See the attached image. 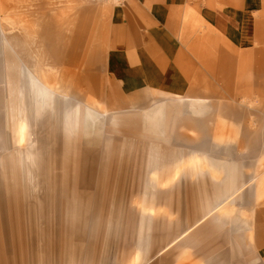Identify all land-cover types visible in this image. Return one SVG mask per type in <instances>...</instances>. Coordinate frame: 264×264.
<instances>
[{"label":"rangeland","instance_id":"1","mask_svg":"<svg viewBox=\"0 0 264 264\" xmlns=\"http://www.w3.org/2000/svg\"><path fill=\"white\" fill-rule=\"evenodd\" d=\"M8 1L14 9L0 15V264H222L204 259L193 239L208 232L231 241L228 249L260 258L264 89L209 84L204 74L201 92L129 96L105 67L111 29L126 0ZM32 48L43 57L39 69L30 65ZM61 83L77 90L74 99L53 94ZM180 97L219 109L176 118L173 111L184 107ZM88 108L104 124L93 125ZM122 118L156 127L148 149L138 142L120 147L123 133L132 131ZM190 118H209L207 129L185 124ZM249 131L261 139L256 150L241 144ZM236 170L252 179L245 190L159 252L220 201L211 197L194 212L191 189L202 184L214 196Z\"/></svg>","mask_w":264,"mask_h":264},{"label":"crops","instance_id":"2","mask_svg":"<svg viewBox=\"0 0 264 264\" xmlns=\"http://www.w3.org/2000/svg\"><path fill=\"white\" fill-rule=\"evenodd\" d=\"M2 7L6 8L0 13L1 16L9 15L15 5L3 0ZM8 22H5V27H11ZM27 53L35 60V64L30 65L34 69L41 68L43 57L36 55L33 48ZM56 61L59 58L53 53V78L58 74L55 71ZM105 67L114 84L129 96L153 92H201L207 90L201 82L204 74L209 75V84L215 81L222 84L237 81L238 87L235 89L240 91L262 90L264 0H126L111 29ZM25 68L30 70L26 64ZM29 73L34 74V71ZM247 83L251 86L247 87ZM210 89L212 88L209 87ZM76 91L69 83H61L58 89L53 90V94L60 98L70 96L74 99ZM81 98L88 100L85 95ZM179 100L184 107L173 111L174 116L178 115L176 118L183 114L203 116L219 109L212 105L194 107L195 105L188 103L198 99L180 97ZM88 111L93 125L104 124L94 118L92 109L88 108ZM207 120L209 118H190L184 122L206 130ZM120 121L132 129L123 133L120 147L134 146V142L139 143L137 146L141 150L150 147L148 143L151 142L155 126L131 119L122 118ZM102 128H105L104 125ZM259 132L264 134V128ZM262 139L255 132L249 131L241 144L256 150L261 144L260 140L264 144V136ZM243 168H250V164L245 163ZM243 176L240 170L227 175L225 181L216 186L214 196H210V192L202 184L191 189L189 204L193 206L194 212L202 211L209 200L213 199L211 197L217 196L220 201L159 252H166L209 217L222 212L252 181ZM241 204H244L243 201ZM193 239L201 244V256L208 261L220 259L222 264H228V261L244 260V264H264V253L260 258H250L235 248L228 249L227 245L231 241L225 236L208 232L197 236L195 234Z\"/></svg>","mask_w":264,"mask_h":264}]
</instances>
